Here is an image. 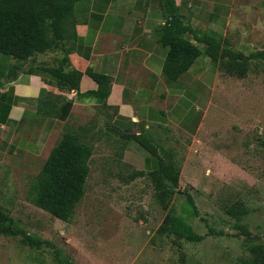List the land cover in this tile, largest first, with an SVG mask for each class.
<instances>
[{
    "label": "rangeland",
    "instance_id": "obj_1",
    "mask_svg": "<svg viewBox=\"0 0 264 264\" xmlns=\"http://www.w3.org/2000/svg\"><path fill=\"white\" fill-rule=\"evenodd\" d=\"M224 40L229 49L246 55L264 50V22L256 15L243 17ZM7 140L0 139V209L26 234L50 246L33 250L19 236L2 237L0 264H57L56 256L71 264H251L254 254L225 214L237 201L246 208L240 223L248 226L252 244L264 247L262 62L251 61L241 79L219 71L202 102L199 131L171 146L180 192L193 197L200 214L187 218L205 236L200 243L157 235L166 213L154 201L153 185L147 173L130 180L133 172L144 171L145 152L137 144L130 143L122 156L112 142L94 144L84 197L63 222L27 198L47 153L19 151ZM184 200L183 194L174 195L177 213H183ZM209 229L216 234L208 235Z\"/></svg>",
    "mask_w": 264,
    "mask_h": 264
},
{
    "label": "crops",
    "instance_id": "obj_2",
    "mask_svg": "<svg viewBox=\"0 0 264 264\" xmlns=\"http://www.w3.org/2000/svg\"><path fill=\"white\" fill-rule=\"evenodd\" d=\"M174 2L185 25L223 40L243 17L264 22V0ZM72 19L75 38L66 43L64 71L83 73L79 82L43 70L62 65L64 53L46 52L20 63L0 54V139L48 157L65 133L79 134L93 151L101 140L112 142L119 156L134 143L121 154V136L144 135L172 151L179 138H194L202 102L219 71L202 55L177 80H166L168 47L159 41L166 19L159 0H78ZM87 69L109 78L106 99L94 95L98 85ZM143 158L144 170L157 165L146 152Z\"/></svg>",
    "mask_w": 264,
    "mask_h": 264
},
{
    "label": "trees",
    "instance_id": "obj_3",
    "mask_svg": "<svg viewBox=\"0 0 264 264\" xmlns=\"http://www.w3.org/2000/svg\"><path fill=\"white\" fill-rule=\"evenodd\" d=\"M76 1L78 0H0V54L20 63L46 52L64 53L62 65L43 70L54 76L59 74L67 78L72 77L79 82L83 73L64 71V65L67 63L66 43L75 38L72 18ZM159 1L166 19L159 41L168 47L163 68L167 81L177 80L202 55L212 61L220 72L239 79L246 77L251 61L264 63V50H255L247 55L233 51L227 47L226 40L210 34H198L185 25L174 0ZM189 1L182 0V3ZM199 44L204 47L203 50L198 47ZM85 74L98 85L94 95L106 99L109 78L96 74L91 69H87ZM121 138V154L125 146L133 141L157 161L152 170L136 171L130 176V180H134L144 177L147 173L153 185L154 201L166 213L156 231L157 235L173 236L187 243L202 242L205 236L195 232L187 222V218H199L200 214L193 197L189 193L180 192V170L174 161L175 152L155 145L152 139L144 135ZM261 146L264 148V141ZM92 153V146L84 142L79 134H63L50 151L39 173L32 178L27 192L28 200L53 218L68 222L74 208L84 197ZM177 193L185 197L182 214L177 213L172 205L173 197ZM225 214L235 221L233 229L243 236L244 243L254 254L251 264H264V247L254 246L248 226L240 223L246 214L243 203H233L225 210ZM215 234L212 229L208 230V235ZM18 236L22 245L33 250L50 246L48 241L26 234L0 209V239ZM56 262L71 264L68 259H60L57 256Z\"/></svg>",
    "mask_w": 264,
    "mask_h": 264
}]
</instances>
